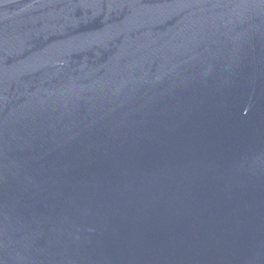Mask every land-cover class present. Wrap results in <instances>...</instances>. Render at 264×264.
<instances>
[{"label": "water", "instance_id": "95a60500", "mask_svg": "<svg viewBox=\"0 0 264 264\" xmlns=\"http://www.w3.org/2000/svg\"><path fill=\"white\" fill-rule=\"evenodd\" d=\"M0 264H264V0H0Z\"/></svg>", "mask_w": 264, "mask_h": 264}]
</instances>
